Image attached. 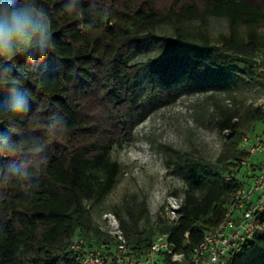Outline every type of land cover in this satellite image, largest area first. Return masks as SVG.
<instances>
[{
    "label": "trees",
    "instance_id": "trees-1",
    "mask_svg": "<svg viewBox=\"0 0 264 264\" xmlns=\"http://www.w3.org/2000/svg\"><path fill=\"white\" fill-rule=\"evenodd\" d=\"M12 10L42 20L51 47L43 59L35 48L0 57V264H78L80 253L104 245L109 259L116 238L95 226L90 210L122 174L113 146L129 139L148 111L183 94L235 79L264 87L257 31L264 0H0V13ZM212 17L230 27L217 43ZM186 22H197L196 29ZM166 24L174 25L171 35L157 31ZM240 24L248 27L246 39L238 36ZM249 117L264 123V108ZM236 118V111L221 112L217 124L230 131V153L216 162L169 148L186 186L176 224L162 218L160 228L146 226L145 200L125 216L116 213L137 257L168 233L173 249L191 260L226 218L244 185L235 168L251 157ZM76 239L85 242L81 250L73 248ZM229 264H264V235L250 239Z\"/></svg>",
    "mask_w": 264,
    "mask_h": 264
},
{
    "label": "rangeland",
    "instance_id": "rangeland-1",
    "mask_svg": "<svg viewBox=\"0 0 264 264\" xmlns=\"http://www.w3.org/2000/svg\"><path fill=\"white\" fill-rule=\"evenodd\" d=\"M185 27L194 30L197 22H186ZM209 28L216 43L221 34L230 33L225 18H210ZM173 30V24H166L157 31L171 35ZM237 30L240 38H247V26L240 24ZM257 31L264 44V26ZM151 54L137 56L135 60H146ZM148 92L143 75L141 95ZM258 107H264V87L248 79H235L222 88L183 94L148 111L143 120L134 123L130 138L112 148L111 157L122 167V174L99 204H91L95 226L108 230L112 217L119 222L116 213L125 216L128 207L145 200L149 210L145 225L152 230L160 228L164 224V210L171 203H181L186 189L173 165L176 156L170 149L210 162L229 154L230 131L221 130L217 124L221 112L227 109L237 112L235 121L240 123L243 136L250 141L259 135L264 143V123L253 122L249 117ZM263 159L262 154L252 158L254 162Z\"/></svg>",
    "mask_w": 264,
    "mask_h": 264
},
{
    "label": "built area",
    "instance_id": "built-area-1",
    "mask_svg": "<svg viewBox=\"0 0 264 264\" xmlns=\"http://www.w3.org/2000/svg\"><path fill=\"white\" fill-rule=\"evenodd\" d=\"M259 71L264 73V66L259 67ZM241 147L251 156L239 161L235 168L244 185L237 192L226 218L206 233L203 242L194 250L191 260H188L185 252L173 249L168 233L160 234L146 255L137 257L119 222L112 217L108 232L116 238V252L106 259L102 253L105 245L86 250L78 255V264H229L231 257L239 254L250 239L264 235V159L255 162L252 160L259 154L264 156V143L259 135H255L250 141L248 137H244ZM180 206L181 203H171L164 210L162 218L172 225L176 224ZM84 243L82 239H76L73 248L81 250Z\"/></svg>",
    "mask_w": 264,
    "mask_h": 264
},
{
    "label": "clouds",
    "instance_id": "clouds-1",
    "mask_svg": "<svg viewBox=\"0 0 264 264\" xmlns=\"http://www.w3.org/2000/svg\"><path fill=\"white\" fill-rule=\"evenodd\" d=\"M50 47L51 36L42 20L22 10L0 13V57L35 48L43 59ZM29 59L36 57L29 56Z\"/></svg>",
    "mask_w": 264,
    "mask_h": 264
}]
</instances>
